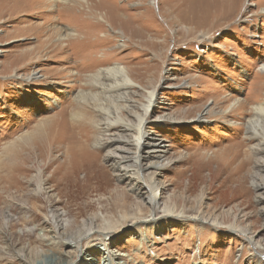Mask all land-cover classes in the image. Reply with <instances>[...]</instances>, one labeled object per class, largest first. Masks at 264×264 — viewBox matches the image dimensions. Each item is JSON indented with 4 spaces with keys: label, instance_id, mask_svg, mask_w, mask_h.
Returning a JSON list of instances; mask_svg holds the SVG:
<instances>
[{
    "label": "rangeland",
    "instance_id": "rangeland-1",
    "mask_svg": "<svg viewBox=\"0 0 264 264\" xmlns=\"http://www.w3.org/2000/svg\"><path fill=\"white\" fill-rule=\"evenodd\" d=\"M55 1L0 0V152L29 133L38 121L58 112L82 87V79L74 81L77 67L87 64L98 70L120 63L135 83V101L142 100L145 89H156V107L150 110L143 131L159 150H165L163 168L153 180L160 208L150 216L146 176L154 170H144V179L137 181L133 167H122L131 162L129 142L97 149L90 141L87 151L96 161L86 163L91 179L88 187L75 195L77 188L85 185V173L79 170L71 178L74 186L66 189L59 184L54 189L48 179L56 164L68 162L67 148L73 142L65 140L60 150H53L55 136L48 131V144L43 147L50 152L43 162L37 158L38 152L29 156L30 172L27 179H21L31 195L36 194L28 181L41 169L40 179L48 189L44 186V195H39L36 203L44 213L31 202L23 205L24 200L16 198L13 191L9 195L0 192V264H264V202H258L264 199V179L260 180L264 173L255 169V156L248 150L255 143L246 139L243 125L250 117V107L264 100V0H90L101 7L93 11L86 3L70 0L75 23L68 22L67 9ZM95 11L102 15L107 11L109 21L100 22ZM94 27L99 30L91 32ZM72 30L77 38L59 42L57 31L64 34ZM85 44L91 48L88 54ZM84 48L86 59L76 57L74 51ZM32 72L40 82L23 81ZM237 102L242 104L240 108L228 112ZM206 109L211 113L206 114ZM160 115L168 120L154 122ZM194 117L203 120L193 121ZM2 157L6 162L12 158ZM147 158L142 165L156 161ZM117 162L121 166L117 164L120 170L115 171L113 164ZM77 164L82 167V159ZM254 180L262 190L254 189ZM133 185H137V192ZM4 202L13 204L9 220L10 225H16L10 233L5 221L2 226ZM136 203H142V211L138 212ZM173 204L184 208L186 214L163 216V206ZM20 207L34 214L29 225L20 221ZM50 208L74 220L70 233L85 230L82 222L90 219L99 228L108 226L105 223L110 220L127 225L111 230L107 242V237L94 235L89 245L83 242L82 255L74 256L70 242L56 246L60 240L45 218ZM133 218L136 220L131 221ZM41 222H45L46 237L42 236ZM40 239L42 247L37 243ZM7 242L12 247L7 248ZM30 249L39 253L28 261L24 253ZM107 252H112L113 260Z\"/></svg>",
    "mask_w": 264,
    "mask_h": 264
},
{
    "label": "bare ground",
    "instance_id": "bare-ground-1",
    "mask_svg": "<svg viewBox=\"0 0 264 264\" xmlns=\"http://www.w3.org/2000/svg\"><path fill=\"white\" fill-rule=\"evenodd\" d=\"M51 1H53V0H51ZM69 1L70 0H56L55 2L57 4H59L58 7H62L63 9H67V13L65 12V15L68 16V18H67L69 20L68 22H73L76 20L73 17V14L71 13V9H72L71 6L68 5V4H70ZM75 1H77L79 3L82 2V3L88 4V7L90 6L89 9L91 8L92 11L97 10V9L101 10V7L99 5H97V4L92 5L93 3H91L90 0H75ZM76 4H78V3H76ZM51 5H50V7H51ZM95 13H96V11H95ZM46 14L48 15L49 13H46ZM91 14H92V12H91ZM95 15H99L100 20L99 19L98 20L102 23L109 21V19H108L109 16H107V11H105L103 15L100 13L99 14L96 13ZM5 16L6 15H4V17ZM9 16H10V14H9ZM18 18H19V16H18ZM91 18H94V15L91 16ZM63 22H65V21H63ZM73 23H75V22H73ZM41 26H42V24H41ZM97 26L99 28H102V27H100L99 23H97ZM98 27L91 28L92 30L90 28L89 29L92 32L93 29H94V31L99 30ZM26 28H30V27H26ZM90 30H85V32L89 33ZM33 31H35V30H33ZM60 31H57V33H59L58 34L59 42L63 41V40L65 41V39L69 40L72 37L77 38L76 37L77 34L74 35L75 31H73V30H72L73 32L72 31H65L64 34H61ZM40 32H37V34L39 33L41 35ZM85 32L83 34V37L85 39H87ZM46 34H47V32H46ZM55 34H56V32H55ZM32 36H33V34H32ZM84 40H82V41H84ZM36 41H37V39H36ZM42 42H43V40H42ZM76 43H77V41H76ZM152 43L155 44L154 42H152ZM160 44H162V43H160ZM58 45H57V48H58ZM86 45H88L87 47H85V48H88L86 50L87 54H88V51L91 48H90L89 44H85V46ZM40 46L43 47V45H41V44H40ZM94 46H96V45H94ZM38 48H39V46H38ZM85 48L82 50L80 49L78 51H74L75 56L77 57V55H80V57H82L83 59L84 58L86 59L85 56L87 54H85ZM54 49H55V47H54ZM64 49L66 50L67 48H64ZM94 49H95V47H94ZM52 52H55V51H52ZM74 53L72 52L73 56H74ZM15 57H17V55ZM21 58H22V56H21ZM17 61L19 62L20 60H17ZM18 62H17V64H18ZM40 62H42V61H40ZM24 63H26V62L24 61ZM76 64H77V62H76ZM65 67H68V66L65 65ZM24 68L28 69L26 66ZM77 69L78 70L76 71L77 73L74 76V81H75V79L76 80L82 79L81 80L82 81V87L80 89H77L76 90L77 92L75 91L73 93L72 98L68 99L67 102L64 103V105L62 106V108L58 112L54 113L51 116H48L47 118H44V119L38 121L35 124V126H33V129L31 131H29V133H27V134L25 133V135H23L22 137L16 138V142H10L8 147L5 148L2 152H0V192L3 194L6 193L7 195H9V194H11V191H13L14 194L16 195V198L19 197L20 200H24L25 203L23 205H26L28 202H31L34 209L44 213V210H43L44 208L39 206V204L37 205V203L39 201V200H37L39 198L38 196L44 195L43 192L45 191V189H44L45 181L40 179L41 174H42L41 169H39L37 174L33 178H31L30 181H28V183L32 181L30 183V185L34 186V190H35L36 194L31 195V193H32L31 190L29 191V190H27V187H24V181H21V179H27V175L30 172V169L27 167V164H28L27 159L29 158V156H32V157L36 156L35 153L38 152L37 158H39L43 162L44 161L43 159L45 158V156L48 155V151H49L48 147H46V148L43 147L44 144H48L45 141V138L48 135V131H50V132L53 131V134L55 136L54 138H52L53 143H55V144H53V150L54 149L60 150L62 148L65 140L70 139L71 140L70 142H73L67 148L68 162L64 161V162H60L59 164H56V167L53 168L52 174L49 177L48 182L54 183V187H53L54 189L59 184L61 186L62 185L65 186L66 189H69L72 186H74V184H75V180L72 182V179H71L72 176L75 175L77 171L81 170V171H83V173H85L84 177H83V183L85 185H83V184L81 185L82 189L77 188L75 195H79L85 188H87L89 180H91L90 177H88V168H87L86 163L88 161L95 163L96 159H94V156H93V158L91 157L89 150L87 151L90 141H94V144H95L94 146L97 149L98 148L112 149L113 145H118L120 143H126L127 144V142H129V144L131 143V146H132V152H130L131 155L129 156L131 162L127 165H123L122 166L123 169L133 167L134 170L132 172V175H134V178H136L137 181L144 179L143 175H142L144 170L145 171L150 170V169L154 170L153 172L152 171L147 172V176H146L149 179V182L147 183L146 200L148 201L147 204L150 205V209H151V210H149L150 216L154 217L153 215H154L155 210L160 208V206L158 205V202H157V197L160 198L159 197L160 194L158 191L156 192V190H158V186H155V183H153V180L155 178L154 177L155 173L158 170L163 168L162 158H163V154L165 153V150L164 149L159 150V146H157V144L153 142L154 139L152 137H149L147 132H144L143 129H144V125H146V122L149 121L150 110H154L156 107L157 99H156L155 87H152L150 89H145L144 93L140 96V99H142V100L137 99L135 101V99H133V97H132V89H133V86L135 83L131 79V76H130L129 71H128L126 66H123L120 63H112V64L110 63L101 69L95 70V69H93L92 65L82 64L81 66L77 67ZM19 70H20V68H19ZM57 70L59 72V68ZM263 70H264V64L261 67V71H263ZM25 71H27V70H25ZM50 71H52V70H50ZM44 73H46V72H44ZM54 73H57V72H54ZM64 73H65V71H64ZM33 74H35V73H33V72L29 73L27 75V77L23 79V81L24 82L30 81V82H32V84H36L37 82H40V80L37 79L36 77H34ZM41 77H44V75H41ZM70 86H72L71 87L72 89L75 88L74 85H70ZM133 100H134V102H136V105H133ZM236 104H237V106L234 107L233 109H230L228 112L233 111L234 109H236L238 107L240 108L241 103L237 102ZM242 109H243V107H242ZM222 112L224 113V112H226V110L224 109V111H222ZM205 113L209 114V113H211V110L206 109ZM249 114H250V117L243 124L245 127V136H246V139H248L250 141H254L255 144H253L252 147L249 146L250 148L248 150H250L252 155L255 156V164L258 165L257 168H255V169H258L264 173V100H263V103L252 105L250 107ZM165 117H166V115H160V116H155V118H153V119H154V122L160 124V123L165 122V120H168ZM192 120L202 122L203 119L194 117ZM128 139H130V140H128ZM107 140H111V141H107ZM124 140H127V141H124ZM104 141H107V142H104ZM49 143H51V141H49ZM20 145H22V146H20ZM4 147L5 146H3L2 148H4ZM22 147H25V149L20 150ZM127 149H129V147ZM3 155L4 156L8 155L9 157L12 156V158L10 157L6 162V161L2 160ZM249 155H251V154H249ZM147 157L155 158L156 161L149 162V163H147V165H142L143 160H145V161L148 160ZM51 159H52V157H51ZM79 159H82V161H83L82 167H79V164H77L79 162ZM120 159H121V161H126V159L124 160L123 157H121ZM33 162H34V160H33ZM117 164H118V162L113 164V168L115 169V171L118 169V168H116ZM119 166H121V165H119ZM119 166H117V167H119ZM118 170H120V168ZM263 179H264V177L260 178L261 181ZM253 184H254L253 187L255 190H262L263 189L262 186L259 185L255 180L253 181ZM84 186H87V187H84ZM133 186L136 187L135 190L137 192V190H139V189H137V185H133ZM45 187L47 188V186H45ZM45 195H47V194H45ZM58 196H59V194H58ZM12 197H13V195H12ZM246 197H247V195H246ZM259 198H261V197H259ZM262 201L264 202V199L258 200L259 203H263ZM58 203L59 202H57V204ZM4 205H5L6 212L1 214L2 226H3V221H5L4 227L10 233V232H12L14 225H16L15 223L10 225L11 220H9L10 216L13 215V212L11 209L13 204L4 202ZM136 205L138 206V212L142 211L141 210V208H143L142 203H136ZM19 211L22 214V220H20V219H18V220L22 221V224L29 225L32 221V220H30V218H32V219L35 218L33 216L34 214L30 215V211H27V209H25L24 207H20ZM2 212H4V211H2ZM160 212L163 214V216H165L167 218L168 217H182L183 215L186 214L184 208H177L174 204L163 206V208L161 209ZM65 214L63 212H61V213L57 212V210L55 212L54 209L51 210V208H50L49 213H48V215H45V218L49 219L48 220L49 224L52 225V228H53L52 231L54 232V234H56L55 236L60 240V243L56 246H58V248H59L65 244V243H63L64 241L70 242L69 246L74 247V256L75 255L76 256L82 255L83 249L85 247L83 245V242L86 245H89L90 241L94 235L107 237L111 230L116 232V231H119V229L121 227H124L125 225H127L124 222H118L117 220H115V221L110 220L109 222L105 223L108 226H106V227L101 226V228H99L97 226H94L93 219H90V220H88V223H86V220H84L82 222V224L84 223L82 226L84 228H86L85 230H83V231L82 230H76L74 233H70V231L73 229L75 222L73 219L69 218ZM102 218L105 220L104 217H102ZM134 219L135 218L131 219V221H134ZM213 222H214V224H220V223H217L216 220H213ZM44 223L45 222L40 224V227H41L40 229L42 231V236L46 237L47 234H46L45 229L43 228L45 225ZM230 225H231V227H234V223L233 224L231 223ZM67 233H70V234H68L66 236ZM64 236H66L67 238ZM105 239H106V242L110 240V239H108V237ZM252 240H253L252 237L249 238V241H252ZM37 243H40V245L42 247L43 241L41 239L38 240ZM10 244H11L10 242L6 243L7 248H10ZM11 247H12V244H11ZM257 247L260 248V245H257ZM35 251L33 253L32 250L30 249L27 254L24 253V259L29 261V260H32V257H34V256L38 257L39 252H37V250H35ZM22 252H24V249L22 250ZM106 254H107V257H109V260L114 259L112 252H107ZM33 263L34 262H31V264H33Z\"/></svg>",
    "mask_w": 264,
    "mask_h": 264
}]
</instances>
